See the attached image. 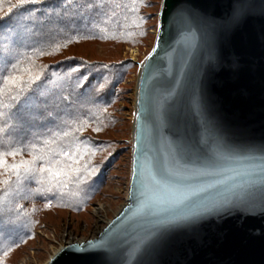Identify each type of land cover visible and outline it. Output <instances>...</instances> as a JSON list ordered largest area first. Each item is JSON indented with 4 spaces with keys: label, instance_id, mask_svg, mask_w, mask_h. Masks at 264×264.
<instances>
[{
    "label": "water",
    "instance_id": "water-1",
    "mask_svg": "<svg viewBox=\"0 0 264 264\" xmlns=\"http://www.w3.org/2000/svg\"><path fill=\"white\" fill-rule=\"evenodd\" d=\"M48 264H264V0H162L127 203Z\"/></svg>",
    "mask_w": 264,
    "mask_h": 264
},
{
    "label": "trees",
    "instance_id": "trees-1",
    "mask_svg": "<svg viewBox=\"0 0 264 264\" xmlns=\"http://www.w3.org/2000/svg\"><path fill=\"white\" fill-rule=\"evenodd\" d=\"M140 6V0H0V138L7 112L19 124L33 114L40 116L41 109L61 113L49 123L37 121L31 141L0 143V199L14 197L11 202L24 203L19 211L28 212L34 210L31 206L51 208L74 189H88L81 198L85 201L100 184V170L92 172L98 163L88 158L87 132L96 135L114 121L110 104L131 63L65 56L63 50L83 42L130 43V34L140 29ZM61 20L69 26L58 32ZM46 33L51 35L46 38ZM111 73L120 76L110 79ZM51 96L60 105L50 103ZM46 123L47 130L41 131ZM19 177L29 194L9 196ZM6 208L12 213L14 206ZM15 215L0 213V218L19 230L5 243L20 248L32 221L25 224Z\"/></svg>",
    "mask_w": 264,
    "mask_h": 264
},
{
    "label": "rangeland",
    "instance_id": "rangeland-1",
    "mask_svg": "<svg viewBox=\"0 0 264 264\" xmlns=\"http://www.w3.org/2000/svg\"><path fill=\"white\" fill-rule=\"evenodd\" d=\"M140 1L141 6L137 11L140 13V18L137 21L140 29L130 34V39H134L130 43L83 42L63 50L65 56H82L107 63H131V66L125 69L127 74L117 85L115 97L110 104L114 121L103 125V130L96 135L91 132L92 130L87 132L89 141L85 140V143L87 147L91 148V153L87 151V154L89 153L90 162L98 163L92 172L96 173L100 170L99 177H96L97 183L100 182V184L95 185L93 193L85 201L81 198L89 192L88 189L80 191L74 189V191L65 192L68 195L64 196L67 197L66 202H64L66 198L62 197V201L51 203V208L31 206L34 210L29 208L28 212L32 216L27 210L19 211L24 206L23 202L16 200L17 203H13L10 200L14 197L7 198L6 195L1 198L0 213H4V215L6 213L10 217H14L15 214L20 215L25 224L31 220L32 230L26 235L20 248L10 247L8 243L14 238L13 231L18 234L19 230L14 227L15 225L4 223L6 221L0 218V226L8 228V230H0V264H48L54 254L64 246L96 238L127 203L131 174L137 69L154 45L162 2V0ZM81 18H83L82 15ZM81 22L82 20H79L77 24ZM59 23L58 32L69 26L64 20ZM44 35L47 38L51 33ZM110 75V79L120 76L119 73ZM51 97L53 98V96ZM49 102L60 105L54 98ZM42 103L46 104V102ZM40 111V116L33 114L20 121V124L16 121L14 114L7 112L8 124L3 137L0 138V143L31 141L32 131L39 129L37 121L42 120L49 123L56 120L61 114L47 108ZM48 123L44 124L41 131L47 130L45 128ZM25 170H30V164ZM29 190L23 186L19 177L11 188L9 196L19 193L29 194ZM73 192L76 193L72 194ZM10 204L14 206L12 213L6 208ZM8 240L10 241L5 243Z\"/></svg>",
    "mask_w": 264,
    "mask_h": 264
},
{
    "label": "snow or ice",
    "instance_id": "snow-or-ice-1",
    "mask_svg": "<svg viewBox=\"0 0 264 264\" xmlns=\"http://www.w3.org/2000/svg\"><path fill=\"white\" fill-rule=\"evenodd\" d=\"M77 71H78V69H77Z\"/></svg>",
    "mask_w": 264,
    "mask_h": 264
},
{
    "label": "bare ground",
    "instance_id": "bare-ground-1",
    "mask_svg": "<svg viewBox=\"0 0 264 264\" xmlns=\"http://www.w3.org/2000/svg\"><path fill=\"white\" fill-rule=\"evenodd\" d=\"M55 255V254H54Z\"/></svg>",
    "mask_w": 264,
    "mask_h": 264
}]
</instances>
